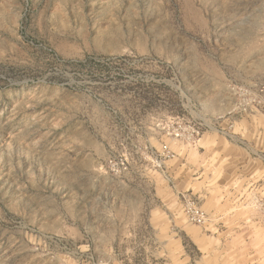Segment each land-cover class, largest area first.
I'll list each match as a JSON object with an SVG mask.
<instances>
[{"label": "rangeland", "instance_id": "1", "mask_svg": "<svg viewBox=\"0 0 264 264\" xmlns=\"http://www.w3.org/2000/svg\"><path fill=\"white\" fill-rule=\"evenodd\" d=\"M0 264H264V0H0Z\"/></svg>", "mask_w": 264, "mask_h": 264}, {"label": "built area", "instance_id": "2", "mask_svg": "<svg viewBox=\"0 0 264 264\" xmlns=\"http://www.w3.org/2000/svg\"><path fill=\"white\" fill-rule=\"evenodd\" d=\"M185 130L186 128H183L182 126H176V128H173V130L170 131L168 134L177 140H181L182 138H184L183 132ZM193 131L195 132V130ZM193 135L194 133H192V136ZM162 156L164 160L172 161L176 158V153L168 145L165 144L163 145ZM183 198V210L188 221L199 226L204 225L206 223L207 217L204 210L199 207L190 196H183Z\"/></svg>", "mask_w": 264, "mask_h": 264}]
</instances>
